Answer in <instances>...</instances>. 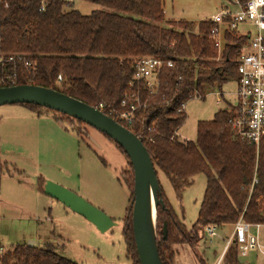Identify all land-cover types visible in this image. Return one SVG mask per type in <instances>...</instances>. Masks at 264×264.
<instances>
[{"label": "trees", "instance_id": "16d2710c", "mask_svg": "<svg viewBox=\"0 0 264 264\" xmlns=\"http://www.w3.org/2000/svg\"><path fill=\"white\" fill-rule=\"evenodd\" d=\"M81 1L106 9L84 15L66 0L3 1L0 50L25 55L36 63L37 73L30 76L19 64V85L56 89L95 107L104 103V112L112 118L109 109H119L128 92H137L143 106L136 111L132 125L123 124L143 140L157 172L161 170L168 177L177 197L182 199L194 177L206 175L204 198L192 228L194 235L187 231L161 189L163 202L157 209L156 232L163 263L174 264V244L196 246L193 238L201 240L207 226L222 228L241 218L264 223V144L257 148L233 128L236 107L227 106L218 110L213 119L199 121L196 140L178 137L187 118L184 105L190 99L204 98L207 88L221 90L233 78L238 79V59L246 38L227 32L220 52L209 38L211 21L170 20L168 26L151 23L164 19V0ZM143 56L173 61L172 67L163 68L154 91L145 83L130 86L134 60ZM59 75L63 77L60 84ZM21 105L38 111L43 108ZM44 184L41 179L42 192ZM131 211L132 208L127 211L123 235L130 257L140 264ZM164 224L168 226L166 239L162 234ZM175 230L183 240L176 237ZM238 256V247L232 244L222 264H242ZM0 264L78 263L50 245L23 243L6 249Z\"/></svg>", "mask_w": 264, "mask_h": 264}, {"label": "rangeland", "instance_id": "374dc122", "mask_svg": "<svg viewBox=\"0 0 264 264\" xmlns=\"http://www.w3.org/2000/svg\"><path fill=\"white\" fill-rule=\"evenodd\" d=\"M66 1L84 15L106 9L91 2ZM226 6L228 0H164V19L150 22L159 26H168L170 20L199 23ZM237 87L238 80L233 78L221 90L207 88L204 98L190 99L184 105L186 121L178 130L182 139L196 140L199 121L211 120L218 110L236 106ZM41 179L52 180L84 197L117 225L101 232L60 201L38 193ZM158 179L177 216L194 235L192 228L204 198L206 175L194 177L181 200L161 170ZM133 188L134 171L128 156L100 130L45 107L38 111L21 104L0 105V244L6 249L23 243L50 245L78 264H136L123 235ZM233 229V225L218 228L215 237L204 231L198 242L193 238L196 246L174 244L173 248L179 250L174 264H202L205 259L208 264H218L221 256L222 264L229 251L223 255L225 239ZM261 232L264 244V227ZM174 233L183 240L177 230ZM167 257L172 260L171 254ZM238 259L242 264H264V256L256 251Z\"/></svg>", "mask_w": 264, "mask_h": 264}, {"label": "built area", "instance_id": "2783aa9c", "mask_svg": "<svg viewBox=\"0 0 264 264\" xmlns=\"http://www.w3.org/2000/svg\"><path fill=\"white\" fill-rule=\"evenodd\" d=\"M3 1L5 0H0V4ZM228 1L229 6L205 20L213 23L209 38L220 52L227 32L246 38L247 42L243 45L238 59L236 91L238 103L235 106L237 116L232 126L243 140L259 148L264 144V0ZM7 5L8 3L5 2V6ZM240 27H243V32H239ZM134 62L135 73L130 86L145 83L150 91H154L158 86L163 68L173 66L172 60L155 56L138 57ZM19 64L22 65L24 74L30 76L37 73L36 63L25 55L5 53L0 50V88L19 85L22 75ZM62 80V75H59L57 83L60 84ZM142 106L138 93L128 92L121 100L120 108H111L109 113L121 124L132 125L136 111ZM96 107L104 112L107 106L100 103ZM254 183H257L256 179ZM233 227L232 235L225 239L226 247L223 255L232 244H236L241 256H247L251 251L264 256L261 232L264 223H252L241 218ZM217 229L218 227L214 225L205 228L212 237L218 236ZM5 251V246L0 245V258Z\"/></svg>", "mask_w": 264, "mask_h": 264}, {"label": "water", "instance_id": "95a60500", "mask_svg": "<svg viewBox=\"0 0 264 264\" xmlns=\"http://www.w3.org/2000/svg\"><path fill=\"white\" fill-rule=\"evenodd\" d=\"M5 104H35L60 112L100 130L123 149L134 171L132 226L139 263L164 264L156 232L157 209L163 202L160 199L161 185L153 159L143 140L97 107L56 89L32 84L1 87L0 105ZM44 193L88 219L101 232L117 225L103 210L52 180L45 181ZM162 234L166 239L167 224H164Z\"/></svg>", "mask_w": 264, "mask_h": 264}, {"label": "crops", "instance_id": "0c3cea01", "mask_svg": "<svg viewBox=\"0 0 264 264\" xmlns=\"http://www.w3.org/2000/svg\"><path fill=\"white\" fill-rule=\"evenodd\" d=\"M238 80V79H237ZM236 96H237V94H236ZM232 105V104H231ZM232 106H234L235 107V105H232ZM178 137H179V139H181V140H187V139H182V137H181V134H179L178 133ZM38 193H41V194H44V191L42 192V190L40 189V184H39V187H38ZM56 200V199H55ZM59 202V201H58ZM225 227V226H224ZM1 245V244H0ZM179 253V250L177 249V254ZM176 254V255H177ZM175 259H176V257H175ZM205 261V263L206 264H208V262H207V260L205 259L204 260Z\"/></svg>", "mask_w": 264, "mask_h": 264}]
</instances>
